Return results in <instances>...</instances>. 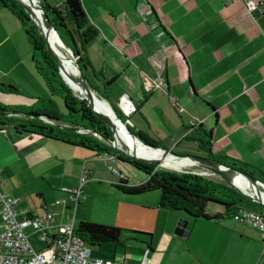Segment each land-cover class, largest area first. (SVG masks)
Listing matches in <instances>:
<instances>
[{
  "label": "crops",
  "instance_id": "crops-1",
  "mask_svg": "<svg viewBox=\"0 0 264 264\" xmlns=\"http://www.w3.org/2000/svg\"><path fill=\"white\" fill-rule=\"evenodd\" d=\"M44 1L60 6L65 0ZM81 1L84 29L95 33L87 55L101 77L96 85L104 88L111 81L107 88L113 104L119 103L112 97L113 89L120 88V97L128 95L138 107L135 114L145 109L146 114L168 118L174 110L179 120L160 146L177 154L205 156L198 140L211 133L214 155L248 163L264 173V13L253 18L242 0ZM255 1L264 8V0ZM39 76L22 23L0 2V84L18 89V93L0 90V106H28L44 94L46 85ZM145 76L162 82L146 91ZM132 128L136 132L133 124ZM101 156L12 125L0 127V192L20 197L21 206L35 214L53 212L47 200L64 188L78 187L84 169L92 181L95 173L88 164ZM180 165L179 170L187 167ZM160 209L174 215L171 228L159 240L147 233L141 254L120 257L136 263L149 250L151 264H163L164 251L180 242L177 237H185L193 239L201 259L197 264H264L261 232L224 218L220 206L207 209L210 215L223 216L210 224ZM182 218L188 226L178 233L174 228Z\"/></svg>",
  "mask_w": 264,
  "mask_h": 264
},
{
  "label": "trees",
  "instance_id": "trees-1",
  "mask_svg": "<svg viewBox=\"0 0 264 264\" xmlns=\"http://www.w3.org/2000/svg\"><path fill=\"white\" fill-rule=\"evenodd\" d=\"M38 1L52 27L56 29L62 49L67 51L73 62V67H76L75 69L84 75L96 99L107 104L118 115L122 126L130 130L143 144L153 148H163L151 143L145 136L136 133L132 127L126 124L127 118L108 98L107 87L111 81L106 82L103 91L96 85L95 80L101 77L87 55L88 44L95 33L84 29L86 13L82 1L65 0L60 6H52L44 0ZM0 2L22 23L32 48L35 69L43 78L49 92V97L33 98L28 106H0V127L12 125L24 133L38 134L66 144L87 148L98 156L114 154L117 156V162L132 165L144 174L143 183L128 185V180H120V183L115 186L117 189L127 194L159 191L161 208L184 212L196 222L210 224L223 218L217 214L210 215L207 212L209 204L220 206L224 218H233L236 210L241 207L264 214L263 206L253 202L248 196L227 183L214 182L201 176L185 174V177L191 182L189 184L191 187H188L181 183L182 176L154 173L152 167L156 164L131 159L113 148L112 143L115 141V136L112 127L90 107L85 95L81 97L74 91L60 67V61H62L60 55H58V59L53 56L45 36L37 28L38 18L35 16H40L39 10L34 9L35 16H33L17 0H0ZM0 90L18 93L16 87L7 84H0ZM57 98L62 100V105L57 101ZM17 114L23 115L25 118L20 119L16 116ZM51 120L54 122H50ZM211 137L210 133L207 134L206 139L198 140L199 149L205 153L208 159L237 169L264 184V173L258 168L227 156L214 155L211 149ZM76 232L90 245L96 246L119 244L122 229L81 221ZM148 245L150 247V244Z\"/></svg>",
  "mask_w": 264,
  "mask_h": 264
},
{
  "label": "rangeland",
  "instance_id": "rangeland-1",
  "mask_svg": "<svg viewBox=\"0 0 264 264\" xmlns=\"http://www.w3.org/2000/svg\"><path fill=\"white\" fill-rule=\"evenodd\" d=\"M53 42L59 45L57 47L59 51H62L64 56L69 59L68 65H66L65 67L69 71L70 75L75 76L76 73L74 71L73 62L70 60L67 51L60 47L62 46L61 42L60 44L59 41L57 42L53 40ZM39 78L43 86H45L43 78L40 76ZM72 86H74L73 88L76 89V93L83 97L81 95L82 92L79 87L77 85ZM22 89L23 91H28L26 90L28 88ZM44 89V94H38V97H49V95L46 96L48 94L46 88ZM120 95V88H114L112 92L114 101H116L117 99L119 100ZM57 101L61 105L63 104L60 98H57ZM141 114H133L131 122L135 126L137 133L143 134L148 139V141L155 145H159V141L168 139L167 136L175 129L176 124L179 120V116L174 110L172 112V115L168 118H164L163 116L159 118L158 115L146 114L145 109L141 110ZM53 115L56 116L55 113H53ZM17 117L20 119L25 118V116L23 115H19ZM50 122L54 121L51 120ZM165 143L168 147L172 145L171 142ZM115 149L120 152H122L123 150L122 146L120 147L117 141ZM161 149L162 148H155L156 151H162ZM122 153L126 155L124 152ZM127 153L139 157H147L145 154L137 155L133 152ZM171 160L173 159L169 157L158 160L157 162L159 165L152 167L153 172L175 174L176 176L180 177L182 176L181 183L188 187H191V185H189L191 182L185 177V174L201 176L214 182L226 183V180H223L220 175L215 174L206 168L200 167L198 165L187 166L189 164H186V162L175 163V161ZM180 164H183L187 167L179 170V167L181 166ZM88 165L94 170L95 176L92 181L90 180L91 178L88 180L89 184L87 183L84 188L86 199L78 205L71 204V217L75 219L77 225L81 221H88L103 225L115 226L122 229L119 244L91 246L93 255L95 257L110 260L119 258L124 253L139 255L145 250L144 248L146 247V240L144 239L149 236L146 235L147 233L153 234L154 237L159 240L164 231L169 227L171 228L170 220L174 215L168 211H163L160 209L159 191H152L141 194H127L117 189L115 186L120 183V180L118 176L112 173V171L110 170V165L112 164L106 163L105 156L103 155L100 158L95 159ZM112 166L118 168L127 176L128 185H138L143 183L144 174L139 170H136L132 165L125 164L123 162H117ZM228 173L232 175V173ZM231 179H235V177L232 176ZM244 179L245 182L248 183V187L252 193L264 194V185L253 183L247 178ZM63 193L55 198H49V200H47V205L53 212L59 213L63 211L61 206L55 205V202L57 200L67 199V195ZM215 206V204H209L208 208L211 210L214 209ZM178 212L184 214V212ZM176 228L177 226H175L174 230H176ZM175 240H179L180 242L177 243L178 241H176V243H173L176 244V246L173 245L169 249L164 251L163 264L200 263L201 259L197 256V253L195 252V249L193 247V239L187 240L185 237H177ZM32 242L37 249L41 248L42 245H39L35 238H32ZM234 244L237 243L234 242L233 245Z\"/></svg>",
  "mask_w": 264,
  "mask_h": 264
},
{
  "label": "built area",
  "instance_id": "built-area-1",
  "mask_svg": "<svg viewBox=\"0 0 264 264\" xmlns=\"http://www.w3.org/2000/svg\"><path fill=\"white\" fill-rule=\"evenodd\" d=\"M242 1L253 18L264 13L262 4L255 0ZM161 82L148 76L143 78L146 91H153ZM118 108L127 118L126 124L132 127L130 117L138 111V107L125 94L120 97ZM183 111L179 109V112ZM104 156L106 163H117L116 155ZM112 165V173L119 180H127V176ZM89 178L90 172L84 169L78 187L63 189L67 199L55 202L63 208L60 214L48 210L35 214L21 206L23 200L20 197L0 192V264H151L149 250L136 263L129 262L126 256L110 260L95 257L92 245L76 232L78 225L71 217L70 206L78 205L85 199L84 188ZM233 219L259 230L264 239V214L241 207L236 210ZM32 238L42 245L41 248L34 246Z\"/></svg>",
  "mask_w": 264,
  "mask_h": 264
},
{
  "label": "water",
  "instance_id": "water-1",
  "mask_svg": "<svg viewBox=\"0 0 264 264\" xmlns=\"http://www.w3.org/2000/svg\"><path fill=\"white\" fill-rule=\"evenodd\" d=\"M17 2L20 5H22L25 9H27L30 12V14L33 16H35L34 9L39 10L40 16H35L38 18V21L36 22V26L39 29V31L42 32L43 35L45 36V39L47 41L48 48H49L50 52L53 54V56H55L58 59V55H59L58 50L59 49L51 42V36L53 35V33L57 34V31H56V29H54L52 27V25L49 22L46 14L42 11L41 6L39 4V1L38 0H27V1L26 0H17ZM60 67L62 70H65V66H64L63 61H60ZM70 78L72 79V81L75 84H77L81 88V90L84 91L86 101L88 102L90 107L96 112V114L99 117H101L106 123H108L112 127L113 134L115 136V141L112 143V146L116 148V141H117L116 133L119 132L124 137H127L126 134L123 132V127H122L120 118L118 117V115L114 111H112L111 108H110L111 112L103 111V110L101 111V110L97 109L96 97H95L93 91L91 90L90 86L88 85L86 78L81 73V71L77 70L76 76H70ZM105 113L107 115H109L110 118L108 116H106ZM126 131L128 133L127 135L130 136L134 140V142L143 145V147L155 150V148H152V147H149V146L143 144L130 130L126 129ZM161 150H162V156L161 157H151V158L139 157L136 155H130L129 153H127L123 150H122V152H124L127 156L134 158L136 160H140L143 162L152 163V164H156V165H159L157 162L158 160L165 159L169 155L176 157V158H179V159H188L194 165H198L200 167L206 168V169L210 170L211 172L220 175L223 180H226V183L228 185L238 189L239 191H241L242 194L248 196L253 202H256L259 205L264 207V199L262 197L263 194H256V193L248 194V193H245L243 190H241L238 186L235 185V179L238 176H243V177L249 179L250 181H252L253 183H256V184L259 183L261 185H264L263 183L258 182L257 180L252 178L251 176L244 174V173H241L237 169L230 168V167L222 165V164H220L214 160L208 159L206 156H203V155L177 154L174 151H172L171 149H167V148H162ZM228 172L232 173V175L229 174ZM232 176H234L235 179H231ZM187 226H188V220L182 218L178 223L176 231L178 233L185 232Z\"/></svg>",
  "mask_w": 264,
  "mask_h": 264
},
{
  "label": "bare ground",
  "instance_id": "bare-ground-1",
  "mask_svg": "<svg viewBox=\"0 0 264 264\" xmlns=\"http://www.w3.org/2000/svg\"><path fill=\"white\" fill-rule=\"evenodd\" d=\"M27 1V0H26ZM53 40L55 41H59V44H60V39L58 38L57 34L53 33V35L51 36V42L56 46L58 47L59 45L56 43L53 42ZM59 55L64 63V66L68 65V62H69V59L67 57L64 56L63 52L60 51L59 52ZM74 71L75 73L77 74V70L74 68ZM63 73H64V76L65 78L67 79L68 83L72 86V85H77L75 84L72 79L70 78V73L69 71L67 70V68L65 67V70H63ZM76 76V75H75ZM78 86V85H77ZM74 86H72L73 88ZM79 87V86H78ZM74 91L76 92V89L73 88ZM79 89L81 90V88L79 87ZM78 91V90H77ZM82 92V96L85 95V93L81 90ZM96 106H97V109L98 110H103V111H108V112H111V109L108 107L107 104H105L104 102L102 101H99L98 99H96ZM106 116H108L110 118L109 115H107L105 113ZM123 127V126H122ZM123 132L126 134L127 137H124L121 133L117 132L116 133V139H117V142L119 144V146L121 147L122 146V149L127 151V152H133V153H136L137 155L139 154H145L147 156V158H151V157H161L162 156V151H156V150H152V149H149V148H146V147H143V145L141 144H138L136 142H134V140L128 136L127 134V131L126 129L123 127ZM171 159H179V158H176V157H173V156H167ZM187 163H190V164H193L190 160L188 159H181ZM169 162V161H168ZM178 162V160H177ZM166 163V162H165ZM194 165V164H193ZM245 177L243 176H238L236 179H235V183L236 185L241 189L243 190L245 193H248V194H252V192L250 191L249 187H248V183L245 182ZM245 182V183H244ZM263 199H264V194L262 195Z\"/></svg>",
  "mask_w": 264,
  "mask_h": 264
},
{
  "label": "flooded vegetation",
  "instance_id": "flooded-vegetation-1",
  "mask_svg": "<svg viewBox=\"0 0 264 264\" xmlns=\"http://www.w3.org/2000/svg\"><path fill=\"white\" fill-rule=\"evenodd\" d=\"M206 156V155H205Z\"/></svg>",
  "mask_w": 264,
  "mask_h": 264
}]
</instances>
